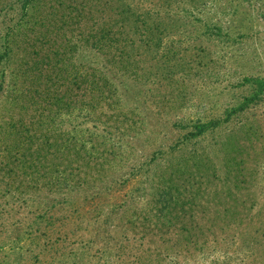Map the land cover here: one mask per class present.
Wrapping results in <instances>:
<instances>
[{"label":"rangeland","instance_id":"1","mask_svg":"<svg viewBox=\"0 0 264 264\" xmlns=\"http://www.w3.org/2000/svg\"><path fill=\"white\" fill-rule=\"evenodd\" d=\"M0 264H264V0H0Z\"/></svg>","mask_w":264,"mask_h":264}]
</instances>
